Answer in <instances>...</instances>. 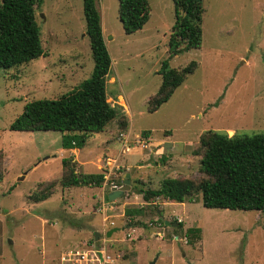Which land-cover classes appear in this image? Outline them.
I'll list each match as a JSON object with an SVG mask.
<instances>
[{"label": "rangeland", "instance_id": "1", "mask_svg": "<svg viewBox=\"0 0 264 264\" xmlns=\"http://www.w3.org/2000/svg\"><path fill=\"white\" fill-rule=\"evenodd\" d=\"M148 1L150 21L131 35L119 20L118 0L97 2L112 59L107 94L113 100L109 102L119 101L122 95L131 115L129 126L115 120L118 126L110 123L109 133L90 135L89 140L94 139L80 149L81 163L75 162L74 169L78 175L103 173L106 159H116L117 154L115 149L106 153L108 141H117L128 129L132 148L147 145L145 131L153 132L155 141L167 143L157 145L152 153L143 149L149 154L146 158L125 154L117 162L120 169L110 175L106 195L111 182L124 185L127 173L133 172L134 181L109 215L121 229L108 238L109 253L122 256L121 264H151L157 259L156 264H264V213L208 209L202 194L185 203L155 200L147 204L136 191L145 186L141 178L152 190L167 178L200 181L204 176L200 140L208 131L230 137L264 134V0H204L202 47L177 56H171L169 45L175 23L173 1ZM36 20L47 56L0 70L4 176L0 183V264H58L62 253L92 245L95 232L104 228L99 214L103 191L62 186L69 173L62 167L63 134L10 130L27 103L58 99L71 86L91 78L94 71L84 0H44L37 7ZM164 61L177 70L192 61L198 67L169 102L149 113L148 103L163 82ZM124 166L133 168L129 171ZM51 182H56L52 196L33 202L31 195ZM127 209L145 213L128 218ZM162 216L183 227L162 225ZM188 230L191 233L186 235Z\"/></svg>", "mask_w": 264, "mask_h": 264}, {"label": "trees", "instance_id": "2", "mask_svg": "<svg viewBox=\"0 0 264 264\" xmlns=\"http://www.w3.org/2000/svg\"><path fill=\"white\" fill-rule=\"evenodd\" d=\"M44 0H1L0 2V70H11L30 63L47 54L42 44L41 31L36 20L37 7ZM99 0H84L86 35L90 40L94 71L91 78L58 99L35 100L26 104L24 112L11 125L13 132H60L65 150L82 149L92 134L103 133L117 120L129 126L124 107L109 102L107 81L112 59L106 45ZM118 17L126 34L144 29L151 18L148 0H118ZM175 23L170 37V54L177 56L202 47L204 0H172ZM198 67L192 61L181 70L172 69L164 61L160 74L163 82L157 94L148 103L149 113L157 112L169 102L176 90ZM145 137L150 132L143 133ZM203 157L200 181L189 178H167L157 190L138 188L137 194L152 204L155 200L185 203L202 194L203 205L208 209L232 211H260L264 213V134L232 136L208 131L201 137ZM3 156L0 153V183ZM73 157L64 158L62 167L69 172L62 180L63 187H103L105 175H78ZM56 182L42 184L31 195L35 203L48 200L54 193ZM106 200L108 198L106 197ZM109 201V200H108ZM143 209H127L126 217L144 215ZM165 226L164 222L159 219ZM173 223V222H172ZM179 228L183 225L181 222ZM188 230L186 235L190 234Z\"/></svg>", "mask_w": 264, "mask_h": 264}, {"label": "built area", "instance_id": "3", "mask_svg": "<svg viewBox=\"0 0 264 264\" xmlns=\"http://www.w3.org/2000/svg\"><path fill=\"white\" fill-rule=\"evenodd\" d=\"M116 161H111L110 159L104 165V175L105 182L103 184L102 191L106 190L107 185H109L110 175L114 172ZM120 187L113 181L110 183V191L117 190ZM116 202H102L100 211L104 215V228L111 227L115 228L116 224L111 220L109 214L113 213L116 209ZM108 213V215H107ZM105 237L99 243V245L94 242L92 245H86L82 249H71L62 253L58 264H121L123 261L122 256H115L109 253L108 239ZM129 238V237H128Z\"/></svg>", "mask_w": 264, "mask_h": 264}, {"label": "crops", "instance_id": "4", "mask_svg": "<svg viewBox=\"0 0 264 264\" xmlns=\"http://www.w3.org/2000/svg\"><path fill=\"white\" fill-rule=\"evenodd\" d=\"M112 83L115 81V79L114 78H112ZM81 83V82H80ZM79 83V84H80ZM75 87H77V86H71V90H73ZM108 98H109V100H113L112 98H110L109 96H108ZM113 105H121V106H123L124 107V112H125V114H126V116H127V118H128V121H129V116L131 115L130 114V107H129V105H127V102L125 101V99H124V97L122 96V95H119V101H113V102H111ZM109 126H110V124L108 125V127H107V129L109 128ZM118 126V125H117ZM116 126V122H113V127H117ZM115 130H113L110 134H112L113 132H114ZM106 133H109V130H106L105 131ZM145 132H150V135L148 136V137H146V143H147V145L145 144V145H142V149H140V148H132L131 147V145H130V141H131V132H130V130L128 129V131H127V133H124V134H122L121 135V137L117 140V141H113V140H111V141H108L109 143H107V147H106V153L107 154H112L109 150H116L117 151V154H116V159H112V158H107L106 159V162L110 159L111 161H116V164H115V167L117 166L119 169H120V166H118L117 165V162H120V159H121V157L122 156H124L125 154H130V153H137L138 155H140V156H142V157H144V158H146L149 154H146V152H144V150L143 149H147V148H149L150 149V153H152V151H154L156 148H157V145H160V144H162V143H164V144H167L166 142H164V141H155L154 139H153V136H152V133L153 132H151V131H145ZM99 134H101V133H99ZM106 135V134H105ZM172 136V134H170V135H168L167 137H171ZM94 139V138H93ZM93 139L92 140H88V142H87V144L88 143H90V141H93ZM108 139V138H107ZM106 139V140H107ZM167 139H171V138H167ZM175 143H173V147H172V149L174 150L175 148ZM64 150V158H67L66 157V155L65 154H69V156L70 157H74V162H76V164L77 163H81L80 161H79V159H78V154H79V152H80V149H75V150H65V149H63ZM3 152V154L4 155H6V151H2ZM116 153V152H115ZM7 157V156H6ZM63 158V159H64ZM117 159H118V161H117ZM82 164H85V163H82ZM125 168L127 167V166H124ZM133 167H127L126 169L127 170H131ZM102 170H103V173H104V171H105V169H104V167L103 168H101ZM118 169V170H119ZM102 173V174H103ZM126 176V175H125ZM134 175H133V172H132V176H131V180H133V177ZM142 182H143V184H145V186H143L144 187V189L145 190H147V189H151V188H149L148 187V183H147V181L145 180V179H143V178H141L140 179ZM134 181V180H133ZM161 185V184H160ZM100 190H102V188H99ZM111 191H110V189H109V193H110ZM108 193V194H109ZM108 194L106 195L105 193H104V191H103V195L101 196V199H100V201H99V204H100V207H101V203L104 201V202H110V201H108V200H106V197L108 196ZM136 197H140V196H138V195H136ZM119 200V199H118ZM159 200V199H158ZM113 202H118L117 200L116 201H113ZM145 202V201H144ZM165 202H166V200H164V204H165ZM143 203V202H142ZM146 203V202H145ZM145 203H143V204H145ZM148 204V203H147ZM155 205L157 204L156 202L154 203ZM163 210V209H162ZM159 213H160V211H159ZM99 214H101L102 215V217H103V222H104V215L102 214V212L100 211V208H99ZM107 215H108V213H107ZM109 215H111V213L109 214ZM171 222V221H170ZM174 223V222H173ZM118 228V226H116L115 228H110V227H107V228H103V231H100L99 233L101 234V237H100V239H99V243L102 241V239L104 238V233H105V231H106V234H108V232L109 231H111V230H113V229H117ZM121 230V229H120ZM116 233V232H115ZM95 234H96V232H95ZM112 236H114V233H113V235ZM106 238L108 239V237H107V235H106ZM129 238H131V237H129ZM129 240V239H128ZM127 240V241H128ZM96 241V240H95ZM97 243V242H96ZM99 245V244H98Z\"/></svg>", "mask_w": 264, "mask_h": 264}, {"label": "water", "instance_id": "5", "mask_svg": "<svg viewBox=\"0 0 264 264\" xmlns=\"http://www.w3.org/2000/svg\"><path fill=\"white\" fill-rule=\"evenodd\" d=\"M131 176H132V173H127L126 176H125L124 185L122 187H120L119 189H117V190L111 191L108 194L107 198H108V200L110 202H113V201H116L118 199H121L126 193H128L131 190V183H132ZM22 179L23 178H21L20 180H22ZM1 213H2V209H1V206H0V214ZM160 220L162 222H164L165 226H167V227L177 228L179 226L178 223H172V222L166 220L163 216L160 218ZM119 230L120 229H113V230L109 231L108 234H107V237L108 238L112 237L113 233H115V232H117ZM100 237H101V234L99 232H96L95 240H96L97 244H99ZM10 244H12V241H10ZM157 260L152 262L151 264H156Z\"/></svg>", "mask_w": 264, "mask_h": 264}]
</instances>
